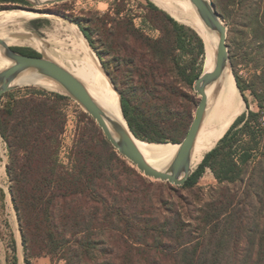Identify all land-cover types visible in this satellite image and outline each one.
Returning <instances> with one entry per match:
<instances>
[{
  "label": "trees",
  "instance_id": "1",
  "mask_svg": "<svg viewBox=\"0 0 264 264\" xmlns=\"http://www.w3.org/2000/svg\"><path fill=\"white\" fill-rule=\"evenodd\" d=\"M126 3L117 0L90 19L100 32L96 41L85 27L81 32L118 91L131 132L149 143H179L197 105L193 82L203 69V41L151 0L138 3L137 26L136 15H123ZM238 3L245 5L260 55L264 0ZM235 82L242 92L236 76ZM20 89L27 93L0 97V136L24 264L42 255L64 264H264V66L245 88L259 110L243 111L240 101L217 144L176 187L143 176L76 109L65 163L60 153L73 100L33 86ZM205 168L216 184L204 194L198 179Z\"/></svg>",
  "mask_w": 264,
  "mask_h": 264
},
{
  "label": "rangeland",
  "instance_id": "2",
  "mask_svg": "<svg viewBox=\"0 0 264 264\" xmlns=\"http://www.w3.org/2000/svg\"><path fill=\"white\" fill-rule=\"evenodd\" d=\"M26 1L28 2V4H22L20 2H3L2 0H0V13L14 11L17 9L30 10L16 11L19 15H22V13H24V16L26 17L18 20L20 17L13 15L14 18H10V22L3 21V16L0 15V39L5 41L10 47L24 50L26 52H34L50 58L44 52V50H39L26 42L23 34L32 33L43 39L45 44L44 47L54 56L61 60H64L66 63L75 64L74 55L71 53L72 45L71 42L68 41L69 39L67 38L66 40V36L62 34L60 38L63 42H55L53 38L55 26H59L62 30L71 29L75 31L80 35V39L89 47H91L86 38L83 36L80 27H85L90 32L94 41H96L98 35H100V32L93 25L89 24L90 19H96L99 17L98 15L110 10V6L117 0H67L47 5L41 4L49 0ZM151 1L156 5H160L159 2H156L154 0ZM250 1L252 0H246V5H248ZM212 2L214 3L217 11L221 14L224 25L227 29L226 43L229 53V70L231 71L234 80L235 76L238 77L239 82L244 87V90L242 92L238 88L240 94L235 110L237 109L239 102L242 101L239 109L242 105H244L243 111H246L247 109L258 111L259 107L256 99L253 97L251 92L245 88L249 84L254 73L258 72L264 66V51L260 55L258 54L259 43H256L250 34L249 19H247L244 14L246 13L245 5H240L239 3L237 4V0H212ZM138 3H145V0H127L123 15H136V17H134V21L137 26H140L141 19L139 18V16L142 13V9L139 7ZM146 30L152 37H156L158 35V32H156L155 30H150L147 28ZM91 49L97 56L95 50L92 47ZM104 59L105 61H107L108 58L104 57ZM96 60L100 66L101 71L108 78L109 82H111L109 76L104 71V67L98 56ZM21 87L23 86L15 87L11 91H15V95H25L27 93L26 90H17ZM37 88L45 89L42 87ZM45 90L51 91L52 89L49 90V88H47ZM115 93L117 97V105L116 103L115 105L118 106L119 112L122 116L119 105V95L116 91ZM193 93H195L194 90ZM5 100L6 97L2 98V102H4ZM198 100L199 96L196 94V104ZM71 105L72 107L70 109L68 108V123L63 136L62 148L60 153V157L65 163L67 161V151L72 144V139L74 137L75 124L78 120L77 114H75V112H73L72 110L76 109L77 112H84L83 108L74 100L71 102ZM226 122L218 132L214 143L207 149V151L217 144L226 127ZM207 151L205 152V154L207 153ZM7 161V145L0 136V189L3 192V196L1 197L0 195V264H13V257H16L17 264H24V247L22 244L17 215L13 208L11 200L9 178L5 171ZM198 164L195 166V168H192V172L197 168ZM151 180L155 181L154 179ZM215 184L216 179L213 177L210 170L208 168H205L198 179V186L203 189V193L205 194L208 188ZM31 264H64V262L49 255H42L32 258Z\"/></svg>",
  "mask_w": 264,
  "mask_h": 264
},
{
  "label": "bare ground",
  "instance_id": "3",
  "mask_svg": "<svg viewBox=\"0 0 264 264\" xmlns=\"http://www.w3.org/2000/svg\"><path fill=\"white\" fill-rule=\"evenodd\" d=\"M154 1L159 2L161 6L167 8L168 11H166L170 12V14L176 20H179L181 23H185L189 26L193 25L197 28H203V24L199 20L195 8L189 0ZM16 11L30 10L17 9L14 11L0 13V15L3 16L2 18L5 22H10V18H14L13 15L19 16L20 18L18 20L26 17L24 16V13H22V15H19ZM206 31L208 39L213 43V45H215L218 41L217 33L209 29H206ZM62 34L66 36V40L68 38V41L71 42V53L74 55L75 64L66 63L64 60H61L54 56L50 51H48L44 47L45 44L43 39L39 38L35 34L30 33L23 35L28 44L34 46L39 50H44V52L54 62L68 70L79 81H81L88 90L91 97L100 105V107L107 113V115L116 120L117 123L121 126V128L128 132L129 129L126 126L127 123L125 124L126 120L122 118L118 106H116L117 97L115 89L111 85V82H109L108 78L101 71L100 66L96 60L97 56L94 51L91 49V47H89L85 42L80 39V35L75 31L71 29L62 30L59 26H55V32L53 34L55 42H63L60 38ZM204 58L205 60L202 73L209 72L213 68L211 55L208 53L206 55L205 52ZM10 64L11 62L3 56L0 50V71L7 68ZM229 69L230 65H226L223 71L221 72L219 78L213 81L205 88V94L207 96V106L191 151V169L195 168V166L199 162H201V159L207 149L214 143L218 132L224 126L227 119H229V117L235 113L234 111H236L235 108L240 93H238L239 91L237 89V86L235 85L234 77ZM29 81H34L45 88H49V90L52 89V91H63V87L60 84H58L52 79L40 75L36 70L32 69L26 70L19 74L12 81L11 85L19 86ZM108 125L111 131V135L115 139H118L119 134L117 133V131L110 124ZM133 141L140 153L145 158V160L150 165L154 166L159 170H167L169 168L171 160L179 147L177 144L173 145L171 143H147L146 141L134 137Z\"/></svg>",
  "mask_w": 264,
  "mask_h": 264
},
{
  "label": "water",
  "instance_id": "4",
  "mask_svg": "<svg viewBox=\"0 0 264 264\" xmlns=\"http://www.w3.org/2000/svg\"><path fill=\"white\" fill-rule=\"evenodd\" d=\"M63 1L67 0H49L41 5L54 4ZM189 1L195 8L197 16L203 24V28H197L193 25L189 26L185 23L182 24H185L194 29L202 39L204 44V53L206 52V55L207 53L211 55L213 68L209 72H201V74L193 82V90L199 96V100L194 110L192 121L184 138L179 143H171L173 145L177 144L179 147L174 157L172 158L167 170H159L150 165L145 160L133 141V137H137L131 132L128 124L127 127L129 131L127 132L123 128H121L116 120L107 115V113L100 107V105L91 97L83 83L79 81L68 70L43 55L32 56L17 52L9 45H7V43L2 39H0V50L3 56L8 59L11 64L7 68L0 71V97L4 93L13 90L15 87L34 86L45 88L34 81H29L19 86L11 85L12 81L22 72L30 69L36 70L40 75L52 79L60 84L63 87V91L54 92L66 95L77 102V104H79L83 108L84 112H86L98 125L113 149L124 159H126L133 167H135L136 170H138L143 176L147 177L150 180L154 179L155 181L167 182L175 186L183 185L192 173L191 151L207 106V96L205 94V88L219 78L226 65H230L228 47L226 43L227 29L224 25L222 16L217 11L214 3L212 2V0ZM177 21L180 22L179 20ZM206 29L215 31L217 33L218 41L215 45H213V43L208 39ZM115 91L117 90L115 89ZM119 105L121 109L120 96ZM108 124H110L117 131V133L119 134L118 139H115L111 135Z\"/></svg>",
  "mask_w": 264,
  "mask_h": 264
}]
</instances>
